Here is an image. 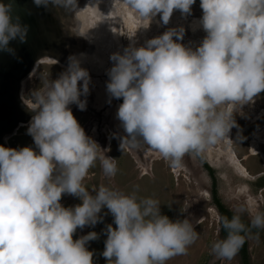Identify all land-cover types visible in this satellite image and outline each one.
Returning <instances> with one entry per match:
<instances>
[{
	"label": "clouds",
	"instance_id": "1",
	"mask_svg": "<svg viewBox=\"0 0 264 264\" xmlns=\"http://www.w3.org/2000/svg\"><path fill=\"white\" fill-rule=\"evenodd\" d=\"M195 2L124 0L142 19L159 15L165 25L174 11L190 15ZM33 3L66 11L78 8V0ZM200 7L199 25L206 36L195 50L180 42L185 34L180 27L110 57L107 91L123 98L117 113L126 134L119 137L121 147L147 145L174 168L186 155L202 157L229 138L237 108L264 92V0H200ZM28 30L14 15L13 0H0V52L14 56L12 42L26 43ZM90 79L80 61L70 57L59 78L46 80L42 90L24 99L35 112L27 132L38 151L0 145V264H94L86 244L98 234L75 240L73 234L99 223L103 208L115 224L106 228L102 255L108 264H166L186 254L198 239L188 219L162 215L158 200L104 185L93 188V195L84 185L98 160L106 176L118 171L115 160L100 154L69 107L86 109L81 96L89 93ZM64 194L82 203L65 208ZM221 227L227 237L217 240L212 252L232 260L253 230H264V212L253 215L241 206L231 218H221Z\"/></svg>",
	"mask_w": 264,
	"mask_h": 264
},
{
	"label": "rangeland",
	"instance_id": "2",
	"mask_svg": "<svg viewBox=\"0 0 264 264\" xmlns=\"http://www.w3.org/2000/svg\"><path fill=\"white\" fill-rule=\"evenodd\" d=\"M83 1H85V3L77 9L79 10L78 14L73 13L76 15V22L73 30L75 31L76 36L78 32L81 31L84 34L81 37L78 36V40L73 43L74 49L72 52L69 51V53H71L69 54V58H74V56H76L75 58L80 61V66L88 71L91 78L89 89H91L92 81L98 82L99 84L100 80L98 78L100 75L98 74L101 68L100 64H104L106 61H103L105 58H101L103 55L106 54L105 57L108 61L106 62L107 70L109 72L113 66V62L110 59L111 55L116 52L122 54L121 46L124 45V42L122 41L128 40L130 38V33H135V36L140 33L143 35L145 33L147 34L146 30H149V25L151 27L154 24L155 30L157 31H155L152 36L157 37L162 35H158V28L160 25L163 26L165 24L160 20L159 15L154 17V19L152 18L154 22L142 19L133 10L130 8L127 9L128 6L124 3V0ZM124 5L125 7H123ZM86 7H93L92 15L95 20L92 23L89 22L88 15H85L86 17L83 16ZM102 13L106 14H103L104 16H102ZM197 14L198 13L196 12L191 15L194 17ZM200 14L201 16L203 15V13ZM106 15L108 16L106 17ZM104 18L107 20L105 21ZM87 19L88 21H86ZM125 21L128 22L126 23ZM183 21H188L193 25L184 23ZM169 22L172 28L183 27L185 32L188 27H192L193 32H189L195 33V35L187 38L186 47L192 48L193 50L199 46L206 36V33L201 26L197 29L196 24L199 25L198 18H191L189 16H186L185 18L178 10L174 11ZM178 23H181L182 25L184 24V26ZM168 24H166V26ZM145 25H147V27H145ZM64 26L66 27V25ZM86 26H89L90 28H87ZM99 26L100 28H105V33H101V38L100 36H94V39L96 40L95 44L99 45V48L95 47L96 50H99L98 54H96L98 55V58H94L90 53L94 46H88L89 41L87 43V36L85 35L84 30H93V28L96 27L99 29ZM199 30H203V32H199V34L196 35V32ZM98 31L96 30L94 33H97ZM150 32L152 33L154 31ZM116 34H119L121 38L120 47H117L116 45ZM146 34L145 36H142V39L147 37ZM92 39L93 37L90 38L91 41ZM146 39H148V37ZM133 42H135V39H133ZM181 43L184 42L182 41ZM125 45L127 47L129 46L128 44ZM106 50H109V53ZM87 51L89 53H87ZM43 58H48L50 61L56 62L57 65L61 66L60 69L64 72L68 68L69 60L61 62L55 57L47 55ZM33 70L23 80V86L26 85L25 90H23L24 87H22L21 94L23 99H30L33 91L42 90L43 84L46 80L57 79V77L48 78L47 74L45 75L39 72L33 73ZM93 70L95 73H90ZM108 72L103 75L105 78L103 80L105 81V87L110 79ZM82 83L83 82L81 81V84ZM97 86L102 88L100 84ZM105 92L106 91L103 89L102 95H104L103 93ZM105 95L108 99L111 98L108 92L105 93ZM118 109L119 107H117V113ZM111 110L112 109H110V112H112ZM257 110L258 109L253 107V102L238 107L234 112L236 126L231 129V137L228 139L230 150L227 151L226 147L222 146L220 141L216 145L211 146L205 153L209 162H211L217 170L219 191L226 204L233 210H236L241 206L247 207L253 215L258 212H264V188L256 191L251 184H249L251 179L258 177L264 172V115L260 119L254 121L256 116L255 112ZM260 111L262 112V110ZM262 114H264V111ZM20 125H26V123ZM19 126L12 134L7 136L8 145L11 148L17 149L31 146L37 151L38 149H36L32 136L27 132L29 125ZM121 127L123 129V126ZM124 135H126L125 132ZM134 146L137 147V149H134V151H136L133 153L134 157L132 156V153L127 150V148L129 149L130 147H127V143L122 146L123 148L118 149V147L115 146L112 149V155L115 158L114 160L118 168L115 176L108 177L104 174L103 170H100V168H94L95 166L91 168L84 180V183H86L85 186L89 191L95 195L93 188H99L102 181L104 186L105 184H109L110 188H116L126 194L135 192L138 198H153L158 200L160 203L161 214L167 215L172 220L188 219L193 224L194 229L198 234V239L188 247L186 254L175 256L168 260L166 264H241L239 253L234 259L225 260L220 259L212 252L213 244L217 240L225 239V237L220 228V214L217 208L212 204L210 191L212 180L207 169L203 166L202 161L197 156L186 155L182 160L181 166L174 168L163 159L159 152L147 145L140 144L139 146ZM130 149L133 151L132 145ZM225 155H228L230 160L241 168V171L233 169L231 167L232 165H228L225 161ZM114 179L118 182V186L116 185V187L113 182ZM81 203L82 201L79 197L71 194H64L61 198V204L65 208H74ZM99 215L102 218L99 223L94 226L86 225L83 228H78L73 234V239H80L81 237L86 236L89 232H96L98 238L88 241L86 247L94 253V264H108V261L103 257L102 253L107 239L106 228L109 224L115 227L114 217L107 208H103ZM243 217L249 220L247 213L244 214ZM247 241L251 264H264V230L252 231L247 236Z\"/></svg>",
	"mask_w": 264,
	"mask_h": 264
},
{
	"label": "water",
	"instance_id": "3",
	"mask_svg": "<svg viewBox=\"0 0 264 264\" xmlns=\"http://www.w3.org/2000/svg\"><path fill=\"white\" fill-rule=\"evenodd\" d=\"M13 3L14 15L29 30L26 43L12 42L14 56L0 52V145L5 147H10L7 136L35 115L22 98L23 80L41 57H62L67 53L66 44L74 42L63 28L66 10L51 4L47 8L37 7L33 0H13Z\"/></svg>",
	"mask_w": 264,
	"mask_h": 264
},
{
	"label": "flooded vegetation",
	"instance_id": "4",
	"mask_svg": "<svg viewBox=\"0 0 264 264\" xmlns=\"http://www.w3.org/2000/svg\"><path fill=\"white\" fill-rule=\"evenodd\" d=\"M128 9H129V6H128ZM196 12L198 14L196 16L192 17L191 14L196 13ZM200 13H203L202 9L200 7V0H196L195 4L192 6V12L188 16L191 18H198L200 20V18L202 17ZM184 17L186 18V16H184ZM153 19H151V22H154ZM183 22L192 25V23H190L188 21H183ZM178 24H181V23H178ZM196 25H198V24H196ZM198 26H200V25H198ZM171 28H172V26H171L170 22L167 26L166 25H163V26L160 25V27L158 28L159 29L158 35L163 34L165 31H167ZM149 30L154 31V32H152V34L150 36H148V33L146 34V36L148 37V39L144 38L146 41L152 39L151 36L154 35L155 31H157V30H155L154 24L151 27L149 25ZM189 31L193 32L192 27H188L186 29L185 34H184L182 41L184 42L183 44L185 46L187 45V38H190L193 35H195V33H191ZM199 32L201 33V32H203V30L197 31L196 35H198ZM127 35H129V34H127ZM153 38H155V37H153ZM129 40H130V38H129ZM120 41H121V38H120V35L118 34L117 38H116L117 47H120ZM182 41H180V42H182ZM103 61H105V62H104V64H101L99 74L97 73L98 75H100L98 79L101 81V82L99 81V84L101 85L102 88H99V86H97V85H99L98 82L92 81V87H91V89H89V93L86 96H84V95L81 96L82 100L86 99V101H87L86 109L80 110L76 104H71V105H69V107L73 111V114L77 118L80 125L84 128L86 135L88 137H90L98 145V150H99L100 154L108 156V157H112L113 159H115L112 155V152H113L112 149L115 146L118 147V149L123 148V147H121V144H120L121 141H120L119 137H123L124 132H123V129L121 127L122 123L118 119V116H117V107H119L123 103V98L116 99V98L111 97L112 98V100H111V98L110 99L107 98V96H106L107 94L105 95V93H107L108 91H107V84H106V87L104 86L105 81H103V80L105 78L103 77V75H105L108 72L107 63H106L108 61L106 58L103 59ZM60 67H61L60 65H57V63L54 61H50L48 58H41L37 62V64L35 65L33 73L39 72V73H43L45 75L47 74L48 78H53V77L59 78L64 73V71H62L60 69ZM91 67H92V65H91ZM90 71H91V68H90ZM90 73L94 74L95 71L93 70ZM23 87H24L23 90H25L26 85H24ZM96 89H97L98 93H97ZM103 89L106 91L105 93H103L104 95H102ZM260 106H262L263 108ZM253 107L255 109H258L255 112L256 116L254 118V121H256L264 115V114H262L264 111V92L259 93L254 98ZM110 109H112L111 110L112 112H110ZM260 110H262V112ZM30 121H31V119L26 123V125H20L19 127L28 126ZM228 135H229V138H226V139L221 141L222 146H225L227 151L230 150L228 139H230V137H231L230 133ZM131 145L132 144L127 143V147L128 146L131 147ZM130 147H129V149L127 148V150L130 151L132 153V156H133L134 155L133 153L136 152V151H134V149H137V147L132 145L133 151H131ZM203 156L206 157V159H207V156L205 154ZM197 157L200 159V156H197ZM224 157H225V161L228 165H232L231 167L233 169H237L238 171H241V168H239L236 163L232 162V160H230L228 155H225ZM209 163L211 164V162H209ZM202 164H203V162H202ZM96 167H98V168H100V170H102L99 160L96 162L94 168H96ZM216 173H217V170H216ZM256 179H257V177L251 179L249 182V184H251V186L254 188V190H256V188H255V185L253 184V181H255ZM113 182L115 183L114 184L115 187H116V185L118 186V182L116 179H114ZM100 184L103 185L104 183L101 181ZM84 185H86V183H84ZM105 186L108 187L109 184H107V185L105 184Z\"/></svg>",
	"mask_w": 264,
	"mask_h": 264
},
{
	"label": "bare ground",
	"instance_id": "5",
	"mask_svg": "<svg viewBox=\"0 0 264 264\" xmlns=\"http://www.w3.org/2000/svg\"><path fill=\"white\" fill-rule=\"evenodd\" d=\"M117 2V1H116ZM115 2V3H116ZM85 3V1H83V0H78V8L82 5V4H84ZM114 3V4H115ZM108 5V4H107ZM109 6V5H108ZM104 7V6H103ZM123 7H125V5L123 6ZM77 8V9H78ZM92 8L93 7H86L85 8V11H84V13H83V16H85V15H88L89 17H88V19H89V22H93L94 20H95V18H93V15H92ZM117 8V7H116ZM115 8V9H116ZM118 9V8H117ZM121 9H122V7H121ZM128 9V8H127ZM62 10H64V9H62ZM116 11V10H115ZM78 12H79V10H75V11H66L65 12V15H64V17L62 18L63 20H64V25H66V27L64 26L63 28H64V30H66V34L68 33V35L74 40V42L75 41H77L78 40V36H82L84 33L81 31V32H78V34H77V36H76V34H75V31L73 30L74 28V26H75V22H76V15H74L73 13H77L78 14ZM120 13V12H119ZM80 14V13H79ZM103 14H106V13H102V16H104ZM109 14V13H108ZM111 14V13H110ZM81 15V14H80ZM113 15V14H112ZM120 15V14H119ZM108 15H106V17H107ZM123 16V15H122ZM86 17V16H85ZM105 17V18H106ZM111 17V16H110ZM126 17V16H125ZM99 18V17H98ZM104 18V19H105ZM119 18H120V16H119ZM61 19V20H62ZM84 19V18H83ZM88 19L86 20V21H88ZM103 20V19H102ZM107 19H105V21H106ZM112 21V20H111ZM115 21V20H114ZM101 22V21H100ZM110 22V21H109ZM126 22V21H125ZM128 22V21H127ZM126 22V23H127ZM91 23H89V24H91ZM95 23H97V22H95ZM112 23V22H111ZM88 24V25H89ZM113 24V23H112ZM119 24V23H118ZM121 24V23H120ZM91 25H94V24H91ZM182 25V24H181ZM193 25V24H192ZM114 26V25H113ZM180 26V25H179ZM182 26H184V24L182 25ZM87 28H90L89 26H86ZM123 27V26H122ZM81 28H82V26H81ZM200 28V26H198L197 25V29H199ZM104 29L105 28H100V26H99V29L96 27V28H93V30H84L85 31V35L87 36V43H88V41H89V45L88 46H94V48H92L91 49V54H92V56H94V58H98V55H96V54H98V52H99V50H96L95 49V47H98L99 48V45H96L95 44V42H96V40L94 39V36L96 37V36H100V38H101V36H102V34L101 33H105V31H104ZM137 29V28H136ZM83 30V29H82ZM98 31L97 33H94L95 31ZM115 30H116V28H115ZM132 30V29H131ZM195 30V29H194ZM93 31V32H92ZM130 31V30H129ZM146 32L148 33V36H150L152 33L150 32V30H146ZM64 33V32H63ZM138 33H140V32H138ZM137 33V34H138ZM144 33V32H143ZM81 34V35H80ZM131 34V33H130ZM146 34V33H145ZM145 34L143 35L142 33H140V34H138V35H134V37H132L133 39H135V42H133V39L132 38H130V40L128 39V40H126V41H122V42H124V45H122L121 47H122V53H123V50H124V48H126L127 46L125 45V44H128V45H130V44H133V43H135L134 45L136 46V47H140V46H144V45H146V43H147V41L145 40V39H142L143 37L142 36H145ZM89 35V36H88ZM108 36V35H107ZM91 37H93V39H92V41L90 40V38ZM151 37H153V36H151ZM77 38V39H76ZM147 38V37H146ZM82 40H83V38H82ZM124 40V39H123ZM142 40V41H141ZM73 42V43H74ZM85 42V41H84ZM113 42V41H112ZM73 43H67L66 44V50H67V53H65V54H63L62 55V57H55L57 60H60L61 62H66L67 60H69V54H71V53H69V51H73ZM75 45V44H74ZM77 47V46H76ZM108 53H109V50H106ZM75 52V51H74ZM101 52H102V49H101ZM83 53V52H82ZM87 53H89L88 51H87ZM85 54V53H84ZM66 55H68V56H66ZM103 55V54H102ZM101 55V56H102ZM106 55V54H105ZM105 55H103L101 58H106L105 57ZM43 57H45V56H43ZM43 57H41V58H43ZM51 57H53V56H51ZM76 56H74V58H75ZM81 57V56H80ZM80 57H78V58H80ZM108 57V56H107ZM97 61V60H96ZM101 65V64H100ZM93 68V67H92ZM29 121V120H28ZM27 121V122H28ZM27 122H23V123H27ZM22 124V123H21Z\"/></svg>",
	"mask_w": 264,
	"mask_h": 264
},
{
	"label": "trees",
	"instance_id": "6",
	"mask_svg": "<svg viewBox=\"0 0 264 264\" xmlns=\"http://www.w3.org/2000/svg\"><path fill=\"white\" fill-rule=\"evenodd\" d=\"M201 161L203 162L204 167L207 169L210 177H211V199H212V204L217 208L219 214H220V228L221 232L224 235V237H227V231L224 230L221 227V218L224 216H227L231 218L233 215L234 210L231 209L224 199L222 198L219 187H218V177L216 173V169L209 163V161L206 159L204 156H200ZM253 184L255 185L256 190H259L261 188H264V173L261 174L260 176L257 177L255 181H253ZM244 221L247 223L248 219L243 217ZM253 231H260V230H253ZM240 257H241V264H251L250 261V252H249V246H248V241L246 238V243L244 246L241 248L239 251Z\"/></svg>",
	"mask_w": 264,
	"mask_h": 264
}]
</instances>
